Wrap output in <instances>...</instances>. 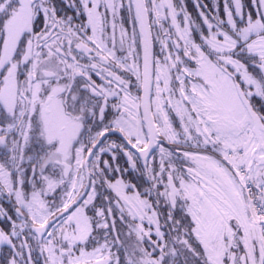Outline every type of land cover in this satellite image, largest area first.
Masks as SVG:
<instances>
[{"label":"snow or ice","instance_id":"obj_1","mask_svg":"<svg viewBox=\"0 0 264 264\" xmlns=\"http://www.w3.org/2000/svg\"><path fill=\"white\" fill-rule=\"evenodd\" d=\"M0 264H264V0H0Z\"/></svg>","mask_w":264,"mask_h":264}]
</instances>
